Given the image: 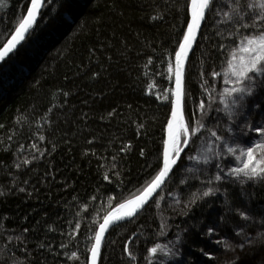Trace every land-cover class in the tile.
Wrapping results in <instances>:
<instances>
[{
  "label": "trees",
  "instance_id": "16d2710c",
  "mask_svg": "<svg viewBox=\"0 0 264 264\" xmlns=\"http://www.w3.org/2000/svg\"><path fill=\"white\" fill-rule=\"evenodd\" d=\"M29 2L0 0V48ZM187 3L45 1L27 39L0 66V264H87L93 229L152 178L170 116L168 64L186 30ZM219 3L227 11L231 0ZM223 20L215 15L202 27L185 71L186 99L197 116L205 101V128L246 149L264 140L245 128L264 120V88L231 119L223 110L226 62L240 38L237 25ZM203 137L219 147L211 163H188L182 154L157 203L109 232L99 264H250L264 254V181L227 176L241 161L220 151L210 132ZM215 226L218 240L207 234ZM157 244L172 254L158 249L151 257L147 249ZM234 246L236 256L227 258Z\"/></svg>",
  "mask_w": 264,
  "mask_h": 264
},
{
  "label": "snow or ice",
  "instance_id": "6c2138e0",
  "mask_svg": "<svg viewBox=\"0 0 264 264\" xmlns=\"http://www.w3.org/2000/svg\"><path fill=\"white\" fill-rule=\"evenodd\" d=\"M43 0H31V6L27 9V16L15 28V33L7 40V43L0 48V62L17 49L25 39L26 34L36 23L38 12L41 8ZM227 11L221 7L219 0H188L185 8V31L181 34L182 39L178 40L177 48L173 49L174 63L168 64V79L174 84L171 91V98L165 97L170 104V117L167 121V138L163 141L162 157H158L155 172L152 178L146 183L142 191L134 199L119 203L114 209L109 210L99 222L94 231V243L90 249V261L88 264H98L101 257V248L105 239V234L110 229L122 226V222H130L137 214L145 210V206L156 204L154 197L159 196L160 192L170 181L174 175L181 154H185L187 158L195 163H203L208 165L211 159L208 156L193 155V151L197 143L201 139L204 132H210L215 142H219V146L225 147L227 154H231L241 161L240 167L231 168L226 174L240 180H262L264 181V140L256 142L253 147L236 148L228 145L225 137L218 135L216 130L206 129L201 122L200 117L205 114L206 103L201 101L198 104L199 116L193 111L187 103L186 74L185 65L192 51L193 44L197 39V35L202 36V25L209 18L215 15H223L224 20L221 23H235L237 25L236 35L239 42L236 50L231 52V60H228L227 69L224 72L225 87L223 93L220 94L219 103L223 105V110L231 119L237 113L235 109L243 107V101L246 97L254 95L257 88H264V0H250L249 3H243L242 0H231L226 5ZM251 10V12L247 10ZM243 30V31H241ZM235 43V41H234ZM213 76L218 75L215 71ZM208 104L213 101L212 93L209 92ZM257 107H260L257 105ZM220 110V109H218ZM248 131H255L260 137H264V120L260 124L253 126L245 124ZM228 132H232V128H227ZM251 141V138H249ZM235 143V141H233ZM207 149V142L205 141ZM188 149V152H185ZM210 151V149H209ZM238 153V155H237ZM143 154V153H142ZM224 156V152L219 153ZM216 167H220L219 164ZM178 170V169H177ZM191 171V169H189ZM223 173V168H220ZM244 179H241V178ZM107 179V177H105ZM224 176L217 174L216 181H221ZM206 183H212L209 179ZM212 189H208L202 193L203 197L211 194ZM96 199V197H93ZM160 199H163L161 196ZM194 201H190L192 203ZM242 219L247 221L248 215L241 213ZM80 224L73 225V230L79 232ZM214 229H208V235H212ZM240 233H237L239 235ZM219 243V241H217ZM231 247V246H229ZM158 249L164 256L172 254V250L167 246L157 244L147 249L151 257H158ZM124 252L127 254L129 261H136L137 257L133 254L129 246H125ZM207 255V253H205ZM75 256V253H73ZM212 259V257H209ZM149 264H155V261L149 260ZM243 264V262H241ZM254 264H264V255L258 257Z\"/></svg>",
  "mask_w": 264,
  "mask_h": 264
},
{
  "label": "rangeland",
  "instance_id": "374dc122",
  "mask_svg": "<svg viewBox=\"0 0 264 264\" xmlns=\"http://www.w3.org/2000/svg\"><path fill=\"white\" fill-rule=\"evenodd\" d=\"M229 60H231V56H230ZM226 69H227V65H226L225 71H226ZM258 120H259V123H260L262 118L258 119ZM252 125L253 126H257V124H252ZM251 133L253 135L257 134L255 131H251ZM205 141L207 142V149L205 148ZM214 148L218 149L219 147H217V146L215 147V145L213 144L212 141H210L207 137H203V139L199 142V144L194 149L193 155L208 156L210 158L212 156ZM209 149H210V151H209ZM225 149H226V146L225 147H221L220 151L221 150H225ZM185 151H186V149H185ZM188 163H194V161H191V160L188 159ZM212 234L215 236L216 240H218V239H220V237H222V234H221V232H220V230L218 229L217 226H215L214 231H213ZM237 251H238L237 246H234L233 250L227 252V254H226L227 258L235 257ZM261 255H264V254L256 255L252 260H250V264H254V262H257L258 257H260Z\"/></svg>",
  "mask_w": 264,
  "mask_h": 264
},
{
  "label": "water",
  "instance_id": "95a60500",
  "mask_svg": "<svg viewBox=\"0 0 264 264\" xmlns=\"http://www.w3.org/2000/svg\"><path fill=\"white\" fill-rule=\"evenodd\" d=\"M45 1H46V0H43V2H42V4H41V8H40V10H39V12H38V15H37L36 23H37V21H38V18H39V16H40L41 12H42V9H43V6H44ZM30 6H31V0H30V2H29V4H28L27 9H28ZM26 16H27V10H26V13H25L23 19H24ZM23 19H22V21H23ZM22 21H21V22H22ZM21 22H20V23H21ZM36 23H35V25H36ZM35 25H34V26H35ZM18 26H19V25H18ZM34 26H33V28H34ZM202 27H203V25H202ZM33 28H32V29H33ZM32 29H30L29 32L26 34V39H27V37L29 36V34L31 33ZM201 30H202V29H201ZM14 33H15V31H14ZM14 33H13V34H14ZM13 34H12V35H13ZM199 36H200V34L197 35V39H196V41H195L194 44H193L192 51L189 53V57H188V60H187V62H186V65H185V71H186V67H187V64H188L189 58H190V56H191V54H192V52H193V50H194V47H195V45H196V43H197V41H198ZM10 38H11V37H10ZM10 38H9V39H10ZM26 39H25V40H26ZM25 40H24V41H25ZM24 41H23L20 45H18V47H17L16 50H14L12 53L9 54V56L5 59V61H6L11 55H13V54L19 49V47L24 43ZM6 43H7V42H6ZM6 43H5V44H6ZM5 44H4V45H5ZM4 45H3V46H4ZM3 46H2L1 48H3ZM5 61H4V62H5ZM4 62H0V66H1ZM173 63H174V59H173ZM173 87H174V84L172 85V88H173ZM169 117H170V116H169ZM166 125H167V124H166ZM166 138H167V128H165V139H166ZM165 139H164V140H165ZM181 155H182V154H181ZM154 198H155V197H154ZM150 203H151V202H150ZM145 207H147V206H145ZM142 211H143V210H142ZM142 211H140V212L137 214V216H138ZM137 216H136V217H137ZM132 220H133V219H132ZM126 223H128V221H124V222H122V225H123V224H126ZM111 230H112V229H110L109 232H110ZM109 232L105 234V239H106V237L108 236ZM105 239H104V241H103V244H104V242H105ZM93 243H94V242H93ZM103 244H102V247H103ZM101 251H102V248H101ZM90 255H91V253H89L88 261H90ZM87 264H88V262H87ZM98 264H99V262H98Z\"/></svg>",
  "mask_w": 264,
  "mask_h": 264
}]
</instances>
